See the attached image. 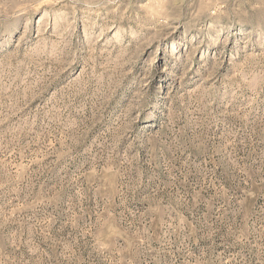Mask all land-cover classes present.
<instances>
[{"label": "rangeland", "instance_id": "obj_1", "mask_svg": "<svg viewBox=\"0 0 264 264\" xmlns=\"http://www.w3.org/2000/svg\"><path fill=\"white\" fill-rule=\"evenodd\" d=\"M0 264H264V0H0Z\"/></svg>", "mask_w": 264, "mask_h": 264}]
</instances>
